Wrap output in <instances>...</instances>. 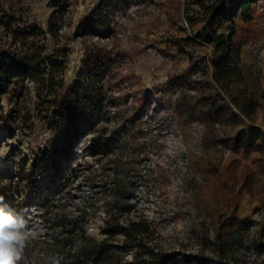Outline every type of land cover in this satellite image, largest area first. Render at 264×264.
I'll return each mask as SVG.
<instances>
[{
    "label": "rangeland",
    "instance_id": "obj_1",
    "mask_svg": "<svg viewBox=\"0 0 264 264\" xmlns=\"http://www.w3.org/2000/svg\"><path fill=\"white\" fill-rule=\"evenodd\" d=\"M183 3L9 0L18 21L40 28L49 39L59 29L69 50L67 87L87 83L95 56H112L104 81L112 90L106 116L94 135L72 147L71 162L63 161L65 179L57 185L34 164L42 152L68 144L63 128L54 118L31 119L35 100L22 107L5 104L8 112L20 114L0 130V196L5 192L4 204L28 220L34 235L49 226L43 222L45 204L51 214L54 205L74 214L77 207H102L119 198V206L133 200L131 216L148 220L160 247L181 264H264V142L256 143L260 150L234 148L235 138L251 124L234 100L256 108L253 122L264 132V48L244 46L242 76L222 91L212 77L211 35L205 27L191 30ZM258 7L264 9V0ZM191 82L202 83L201 97L189 89ZM208 83L221 95V105L241 115L237 122L209 130L200 120L196 99L211 94ZM92 137L112 145L91 157ZM117 165L118 197L111 182ZM100 216L88 225L94 236L100 234Z\"/></svg>",
    "mask_w": 264,
    "mask_h": 264
},
{
    "label": "trees",
    "instance_id": "obj_2",
    "mask_svg": "<svg viewBox=\"0 0 264 264\" xmlns=\"http://www.w3.org/2000/svg\"><path fill=\"white\" fill-rule=\"evenodd\" d=\"M259 1L184 0V13L191 30L197 33L205 27L211 35L214 44L212 77L215 86L222 91L227 92L234 77L242 76L244 46L252 44L257 50L264 48V9L258 7ZM58 31L54 30L49 39L40 28L18 21L9 0H0V130L14 117L12 115L20 114L16 109L8 112L5 104L22 107L35 100L34 116L28 114L31 119L54 118V124L63 128L68 144L62 149L55 148L52 154L42 152L34 164L36 171L45 174L54 185L65 179L63 161L71 162L72 147L79 139L94 135L112 97V90L108 91L104 84L110 75L107 66L112 61L108 52L95 56L87 83L73 88L66 86L69 50ZM26 83L28 87L24 86ZM187 85L200 96L201 82ZM215 86L208 83L206 87L211 94L196 99L197 115L207 129L230 120L237 122L242 115L251 124L235 138L234 148L257 147L258 141L264 142V132L253 122L256 108L249 110L234 100L241 115L236 114L230 106L220 104L221 95L213 94ZM111 143L107 140L104 145L92 137L89 155H102L103 147ZM117 169L118 165L111 179L116 197ZM3 197L6 201L5 192ZM114 199L104 202L102 207L94 203L77 207L74 214L63 211L61 205H54L56 210L51 214L49 205L45 204L43 222L49 224L47 231L28 238L20 264H54L55 261L58 264H181V260L160 247L155 238L157 231L148 220L131 216L133 200L119 206L116 200L119 198ZM98 214L103 224L99 236H94L89 233L88 225ZM25 221L27 225L28 220ZM222 237V232L215 236L220 253L224 245Z\"/></svg>",
    "mask_w": 264,
    "mask_h": 264
},
{
    "label": "clouds",
    "instance_id": "obj_3",
    "mask_svg": "<svg viewBox=\"0 0 264 264\" xmlns=\"http://www.w3.org/2000/svg\"><path fill=\"white\" fill-rule=\"evenodd\" d=\"M32 235L34 231L27 229L23 215L9 209L0 196V264H20L26 241Z\"/></svg>",
    "mask_w": 264,
    "mask_h": 264
}]
</instances>
